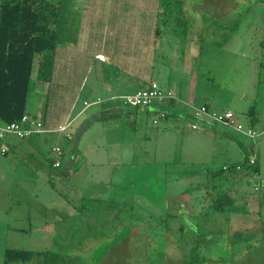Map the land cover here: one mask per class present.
Returning <instances> with one entry per match:
<instances>
[{
  "label": "rangeland",
  "instance_id": "rangeland-1",
  "mask_svg": "<svg viewBox=\"0 0 264 264\" xmlns=\"http://www.w3.org/2000/svg\"><path fill=\"white\" fill-rule=\"evenodd\" d=\"M181 1L184 13L173 22L174 34L169 38L176 42L173 38L189 33L199 51L189 72L197 79L195 88L189 87L191 74L185 75L178 84L181 100L217 113L232 111L235 123L246 130L251 125L249 111L257 106L255 127L260 135L251 139L234 126L199 122L191 106L182 119L159 127L141 107L134 126L131 109L123 106L119 116L104 111L81 126L76 122L79 136L70 141L60 134L38 139L24 153H16L18 162L12 154L1 152L2 147L15 151L13 141L19 139L12 137L6 145L0 144V264L8 248L62 255L53 264H264V186L259 187L264 179V0ZM74 3L64 0L69 17ZM163 69L153 79L166 88L169 66ZM85 93L77 112L83 108ZM52 94L36 82L29 94L28 113L45 119L54 101ZM97 109L91 107L88 113ZM194 123L201 129L192 130ZM58 144L68 152L74 145L96 146L98 159L106 164L121 154L118 162L125 171L119 177L118 171L115 185L122 180L137 183L130 190L133 201L88 203L93 209L90 215L77 217L75 212L88 205L75 194L76 180L70 171L51 167L52 149ZM130 147H137L135 156L127 155ZM251 148L260 162L261 177L239 181L238 205L246 203L239 210L242 214L232 217L230 228L224 219L215 223L218 218H195L202 209L197 201L199 187L210 181L212 172L240 161ZM135 158L136 170H127ZM145 181L147 194L143 193ZM187 190L196 196L194 209L184 201L176 202V195ZM143 209L164 210L165 218H147ZM191 238L200 245L196 250L192 240L188 243Z\"/></svg>",
  "mask_w": 264,
  "mask_h": 264
},
{
  "label": "crops",
  "instance_id": "crops-1",
  "mask_svg": "<svg viewBox=\"0 0 264 264\" xmlns=\"http://www.w3.org/2000/svg\"><path fill=\"white\" fill-rule=\"evenodd\" d=\"M75 2L70 17L65 8L63 9L53 78L49 83L37 82L39 88L43 86L46 94L50 95L51 89L54 90V95L52 94L54 101L46 118L35 116L41 119L46 129L51 132L24 141L14 140L15 151L11 152L8 148V155L16 157L17 162L19 157L16 153H24V150H28L33 143H38V139L42 137L49 140L50 134H60L70 141L79 136L77 132L79 127L77 129L75 127L76 122L81 126L88 118L103 114L104 111L118 114L120 109L125 110L120 99L146 88L151 82H156L163 90L176 94L174 104L176 113L182 115L188 107L191 106L193 110L195 106L193 102L181 100L178 84L186 78L185 75L191 74L189 87L195 88L197 79L189 72H192L190 69L192 60H196L199 53L195 48L196 38L188 33L182 39L173 38L176 42L170 40L169 35L174 34L173 21H165L162 15L163 7L159 1L75 0ZM182 11L184 13V10ZM162 23L165 25L161 28ZM99 56H104L105 61H100ZM165 64L169 66V71L166 72V83L169 85L166 88L161 82L153 79L155 73L160 76L165 72L163 69ZM89 75H94V78L91 79ZM83 92H86V99L83 101V108L77 112ZM105 92L106 96H103ZM94 106H99V109L94 113H88ZM130 115L132 122L136 123L138 114L132 112ZM67 123H72L68 134L57 131L60 126ZM75 145L70 146L69 152L61 144L54 147L60 146L64 149L62 166L59 169L70 171L71 178L74 177L76 180L75 194L81 202L87 205L88 203L120 205L133 201L129 198L130 190L136 188L137 183L130 181L125 183L122 180L118 186L115 185L118 171H121L118 177L125 171L121 169L124 164L118 162L121 154H115L112 159L114 163L106 164L105 160L98 159L96 146L83 149ZM135 149L137 150V147H130L125 151L127 155L135 156ZM103 151L106 149L103 148ZM126 152L123 154L126 155ZM135 161L138 162L135 158L130 165L133 166ZM137 166L134 165L127 170L135 171ZM259 177L261 173L257 179ZM147 189L145 181L144 194H147ZM175 198L177 203L184 201L195 208L196 196L189 190L178 193ZM86 208L88 209L83 208L80 211L76 209L77 211H74L76 216L84 218L88 213L89 216L93 209L91 205ZM144 212L148 213L147 218H165L164 210L161 212L150 209ZM43 223L49 226V223Z\"/></svg>",
  "mask_w": 264,
  "mask_h": 264
},
{
  "label": "trees",
  "instance_id": "trees-1",
  "mask_svg": "<svg viewBox=\"0 0 264 264\" xmlns=\"http://www.w3.org/2000/svg\"><path fill=\"white\" fill-rule=\"evenodd\" d=\"M157 1L163 7L162 15L166 22L170 20L177 22L180 19V14L183 12L181 0ZM63 8L64 0H0L1 125L19 122L24 116H29L32 119L36 118L27 111L29 94L36 86V82L49 83L53 78L60 41ZM36 62L38 63L36 64ZM120 103H122L121 99ZM174 104L175 99H171L166 103L144 108L143 111L147 115H152L153 119L159 111L167 112L166 117L159 119L160 122L156 126L170 125L171 122L182 119V116L175 112ZM122 105L125 106L123 103ZM206 107L211 110L208 106ZM128 108L131 109L130 113H137L141 109ZM257 110V106H254L249 111L251 124L249 128L256 129L255 126L259 122ZM115 115L119 116V113ZM131 125L136 126L135 122ZM1 143L6 145L5 140L0 141ZM8 153L7 149L5 155H8ZM253 153L251 148L240 161L227 163L219 171L211 173L210 181L199 187L198 191H201V196L197 198V201L202 202V209L200 213L196 211L195 218H211L214 220L218 218L215 223L224 219L226 225L230 228L232 217L242 214L239 210H241L243 204L246 205L244 201L242 205H238L240 197L236 188L239 187V183L244 178H252V176H258L261 173L260 162L255 159L254 163H251V158L255 157ZM63 156L61 157V166ZM55 160L56 157L51 161V167L59 169L53 166ZM262 185L264 186V179L259 180V187ZM192 239H189L190 242L188 243H191ZM196 243L194 241L192 243L195 250L200 247ZM61 257L62 255L53 252L8 248L4 253L3 264H53Z\"/></svg>",
  "mask_w": 264,
  "mask_h": 264
},
{
  "label": "built area",
  "instance_id": "built-area-1",
  "mask_svg": "<svg viewBox=\"0 0 264 264\" xmlns=\"http://www.w3.org/2000/svg\"><path fill=\"white\" fill-rule=\"evenodd\" d=\"M98 59L100 61H105L104 56H99ZM171 99H176V94L173 91H165L163 90L158 83L151 82L150 85L141 89L138 92L130 95H126L121 98L122 103L125 106L132 108H147L151 107L155 104H163ZM165 111H159L156 117L153 119V125L159 124V119H163L166 117ZM193 115L199 122L212 123V124H220L225 127L234 126L237 132L243 133L248 137L256 138L260 135V133L256 129L248 128L247 130L241 124H236L235 114L232 111H224V112H213L209 110L206 106H201L199 108L193 107ZM71 123L64 124L60 126L57 131L61 133H67L69 127H71ZM191 129L197 131L201 129L198 123H194L191 126ZM51 132L47 130L43 121L39 118L32 119L29 116H24L21 121L14 122L8 125L0 124V141L14 137L19 140H24L27 138H31L35 135L45 134ZM264 132V131H263ZM68 134V133H67ZM1 152L5 154L7 152L6 147H2ZM54 156L56 157L54 168L61 167V157L64 155L63 149L60 146H56L52 149ZM255 158H251V163H254ZM227 167L225 166V169Z\"/></svg>",
  "mask_w": 264,
  "mask_h": 264
}]
</instances>
